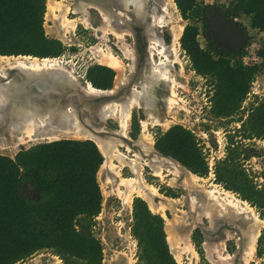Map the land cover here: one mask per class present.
I'll use <instances>...</instances> for the list:
<instances>
[{
	"label": "trees",
	"instance_id": "16d2710c",
	"mask_svg": "<svg viewBox=\"0 0 264 264\" xmlns=\"http://www.w3.org/2000/svg\"><path fill=\"white\" fill-rule=\"evenodd\" d=\"M46 1L0 0V55L47 58L64 52L63 42L47 34ZM229 1L228 13L248 17L250 26L264 35V0ZM175 2L188 21L181 46L192 68L212 79L211 111L218 118L232 116L249 92L253 77L264 68V40L255 52L256 59L245 64L242 56L246 50L220 51L209 38L206 12L210 4L204 0ZM240 26L252 41L247 28ZM200 32L207 41L205 48L198 40ZM114 76L115 71L102 64L90 65L86 72V78L100 89H110ZM240 121L243 138L264 139V98ZM235 143L231 135L226 157L216 162L215 182L257 207L264 217V187H257L238 162L240 152ZM155 148L193 173L208 176V161L190 128L173 124L158 131ZM103 161L92 139L61 138L38 142L14 156L0 153V264H13L40 250L52 251L64 264H103L102 242L91 231L102 209L97 174ZM27 184L36 189V197L26 194ZM132 215L139 264H177L167 241L164 217L152 212L139 196L133 200ZM260 238L263 241V235Z\"/></svg>",
	"mask_w": 264,
	"mask_h": 264
},
{
	"label": "rangeland",
	"instance_id": "374dc122",
	"mask_svg": "<svg viewBox=\"0 0 264 264\" xmlns=\"http://www.w3.org/2000/svg\"><path fill=\"white\" fill-rule=\"evenodd\" d=\"M47 1H46V13H45V28L47 34L52 37L62 38L64 40L68 39V37H72L73 41L76 42V44L73 46L74 48H71L70 50V53L73 54V56H69V55L66 56V58L64 59L67 60V62L64 61L65 68L64 66L61 65L62 68L74 74V77L78 79V81L82 85H87L90 81L83 74L85 65L102 64L100 63L99 60L102 53H109V52L113 53L116 57H118L120 60L123 61L124 67L122 74L123 75L125 74V76L128 77L127 80L128 83L126 82L125 87L120 89L119 91L120 95L124 94L128 90V88H130L131 85L134 84L133 80L136 81L137 78L139 77V74H141V73H137V71H140V68L142 67L146 59H143L141 62V57L139 56L141 63L140 68L135 72L130 71L133 59H130L131 56L128 54L127 48L136 49L137 46L134 45V40L130 38L128 34H124L122 35V37L115 34V32L112 31V27L110 26V23L107 21L109 20L111 15H112L111 18L116 19V21L120 23L122 22V19H125L124 18L125 11H123L119 3L116 1L110 3L113 6V7L110 6V9L108 6H106L107 8L105 7L106 11L108 12L107 14L108 19L105 18L106 17L105 15L103 17L102 14V17L100 16L101 18L100 20L98 16L94 12H92V21H91L90 7L86 4H83L84 2H82L81 0L75 1V6L77 5V8L81 6L82 9L84 10L83 11L84 13L82 12V9L74 8L75 13H81L80 16H75L71 14L70 12L71 9L70 11H68L69 6L71 5L70 3H72L71 0L68 1L57 0L58 2L57 5H59V7L55 10L50 8L48 9ZM148 1L149 0H147V4L149 8L150 4L148 3ZM166 1L169 2L168 5L169 13L166 12L167 10L163 9L164 8L163 4H165ZM208 1H209L208 4H210L212 7L214 6L217 10L222 12L225 10L227 17L229 19H232L237 23L245 26L247 28L248 35L252 38L251 40L255 42V48L258 49V47L264 40V35L261 31L254 29L250 26L248 17L243 16L242 14L238 16H234L233 13H228L229 8L231 7L229 0H208ZM149 2H156V0H150ZM158 3L160 4V6L158 7V9L160 10L157 9L156 13L158 15L157 17H159V20L162 15L164 19L170 20L169 26H167V28L166 27L162 29L160 28V30L163 33V34L161 33V35L164 36V39L167 42L171 34V30L169 28L170 25L176 26L182 24L184 25L185 28L188 21L182 17L175 0H159ZM70 7H72V5ZM64 8H67L65 13V17L67 18L66 19L67 21L65 20L63 23L62 22L63 16L62 17L60 16L61 15L60 9L63 10ZM149 11L151 12L150 8L148 9V15L150 14ZM126 14L128 15V17L131 18L134 17L130 14V12H126ZM95 15L97 17H95ZM85 18L86 19L88 18L90 22V23L82 22V24L87 26L86 27L87 29L84 28L81 24H78L77 25L78 27L76 29V36L73 35L74 32L73 28L76 27L78 21ZM138 20L136 22L142 25L141 26L142 28L144 26L142 30L145 33L146 40L150 39L151 33H149L150 32L149 28L152 25L150 23H152V21L153 22L155 21L147 17ZM133 21L134 20L132 19L130 22L133 23ZM141 22H143L144 24ZM161 23L164 24L163 21H160L159 25H162ZM126 25L127 22L123 23L121 25L123 26L122 29H126L125 27H128ZM156 31L157 32L159 31V27L158 28L156 27ZM108 32H112V33L108 35L107 34ZM244 35L246 36L247 34L244 33ZM198 40L201 46L205 48L207 41L202 32L199 33ZM135 42H136V38H135ZM152 43L153 44H149L151 45L149 50L150 52L152 51L151 53L154 59L159 62L161 59H164L162 55L159 53L160 47L156 42L152 41ZM147 46H148V41H147ZM175 50L178 54L177 57L179 61L177 62L178 64H175V69L173 71L179 74L178 80L180 81V84H177L175 87V91H176V96L174 97L175 101L171 103V105L168 103L167 98L171 93L170 88L168 85L166 86V84L164 83L159 84L156 87V92H155L157 94L156 99L158 100L153 101L152 103L153 109L151 110L150 113L147 114V112L145 111L146 109L145 110L141 109L140 111L144 113H142V115L140 116L139 111L137 109L138 106L134 105L133 107L134 109L132 108L128 122V136L130 135L129 138L131 139L132 142L133 140L137 141L139 139L142 130L141 121L144 116H147L148 119L146 134L153 141L154 146H155V134L158 131H166L173 124H182L183 126H186L195 132V134L197 135L200 141L205 156H207L209 159L212 156H215V158L216 156H218V160H220L226 157L229 151L228 149L229 138L231 135H234V140L237 141V143L235 144H238L239 146L238 152H240L238 162L247 172L249 177L252 178V180L254 181L257 187L259 188L264 187V139L258 137L243 138L244 133L239 129L241 127L240 119L245 118L247 116L250 108L254 104H256L257 100L264 98V68L253 77L250 83L249 92L247 93L245 99L241 103L239 109L232 116L225 118H218L211 111L212 101L210 96L213 93L212 79L209 77L206 78L198 74L192 68V62L189 56L187 55V53L185 52V50L182 48L180 39L176 45ZM7 56L9 57L11 56L13 58H19L20 60L26 61L27 63L34 62L35 60L42 63V61H44L43 59L45 58V57L39 58L36 56H29V55L28 56L0 55V73L2 67H5L6 65ZM47 58L49 62L55 61L50 59L49 57ZM15 61L16 60L14 59L11 60L12 63H14ZM243 62L246 64L249 61H243ZM181 64L183 65L182 73H180L179 71ZM109 67H111L115 71L113 86L111 87L114 88L116 79L118 78L121 72L112 66ZM136 73L138 75L134 79L135 77L134 74ZM11 75L12 76L17 75L19 77L24 76L23 72L19 71L18 69L12 70ZM52 75L53 76L45 74L44 76L45 78H47L46 76H48L49 79H54V77L56 76H57L56 78H58L59 76L56 75L55 72ZM45 78L42 77L41 79L38 80L36 79L37 81L36 80L33 81L44 83ZM59 79L60 78H58L57 82L56 81L52 82L53 87L55 86L54 87L55 89L58 88L61 89L62 93H68L67 92L68 90H66L65 92L64 91L65 89L62 88L61 84L58 83L60 81ZM3 81L5 80L0 77V82ZM131 81L133 82L132 84H130ZM254 91L257 92V94L254 93ZM27 95H28L27 96L28 99H32V100L37 99L34 98L33 94L27 93ZM21 97L23 98V95H21ZM22 98L21 100H19L20 103L22 102ZM80 106H82V104H80ZM9 107L10 105L8 106L7 103L6 109L8 110H6L5 113L8 115L3 113L2 116L1 115L2 113L0 114L1 116L0 119L2 118L4 119V120H0V153L2 154L14 156L22 148L25 149L33 144L43 141L56 140L61 138L90 139L82 135L79 136L74 134H63V133L49 135V136L45 134L44 135L39 134L37 132L34 134H30L29 121L20 118L19 121L22 120V122L20 121L21 125H19L21 128L19 126H16L15 128L16 130H15L9 124L10 120H12V118H15L12 116V112L11 109H9ZM120 121H121L120 112L117 111V113L113 117H110L108 119V121L106 122V126L111 129H118L120 128ZM120 149L124 154L130 157H134L133 155L136 152V147H133L132 148L133 150L130 152L127 151L126 148L124 147H120ZM137 150L139 151V148H137ZM116 168L120 169V174H116L114 173V171L112 170L110 171V169H106V167H102V166L98 171L97 179L100 183V188L103 195V203H102L101 212L95 217V222L91 226V231L102 242L103 253H104L103 264H139L140 262L138 258L139 248L137 245V240L133 236L132 232L131 234H129L127 233L128 230H126V228L120 227V223H118L119 219L117 220V211L122 206L121 200L124 202L127 201L126 198L121 194V191L125 190L124 188L125 186L124 184L122 185V183L120 182V178L135 177V174L128 167L120 168L119 166H116ZM214 177H215L214 174L210 173L208 174V176L202 177V180L198 184L201 185V187L203 188V192L217 191L223 193L224 195L222 194V198H225V202L229 204H230L229 200L232 199L231 201L232 204H230L232 208L227 207L226 209L227 211L224 214H222L219 211L217 213L218 216L215 215L214 216L215 218L213 217V219L210 220L211 218L207 217L202 210L197 211L194 208H192L191 205L192 202H190L191 201L190 199L188 200L182 198V196L187 192L186 189H183L182 187L177 185L170 184L169 179L171 178V175L169 173L165 172L162 177L157 176L154 174V171L150 168L149 165H144L143 178L147 185L155 187L156 191L163 196L174 197L181 199V201H183L182 205L178 207L179 209L177 210L176 214L177 217L180 218L184 223V225L183 224L179 225L181 226V229L183 226H186L187 230L185 232H180L181 229L180 230L176 229L175 231H172L170 233L171 234L170 236H168L169 234L165 230L167 233V241L169 240L168 241L169 246L171 243L172 244L174 243L173 246L175 245L174 247L175 249H177L176 250L177 252L175 254L173 253L174 257L176 258L177 264H264V217L261 215V210H259L255 206H252L247 200H245L247 204H249L248 207L251 208L249 209L252 212V213L249 212L250 219H253L254 216H256L258 220L261 219L259 220L261 222V227L259 230V236L257 238L258 240L254 245L255 247L252 253L244 255L245 254V252L243 253L244 250L243 248H245L244 234L242 232L243 231L242 228L240 227V225H238L239 222L235 220L236 216L234 215V212L236 210L238 211L240 206V204L238 206L234 205V203H236L235 198L237 200H243V201L244 199H242L237 193L224 188L222 184L215 182ZM183 178H184L183 176L180 178L179 180L180 183L182 182ZM24 190L26 191V194L30 197L37 196L36 189H34L31 185L28 184L25 185ZM165 190H167L170 194L167 195L165 193ZM227 191H229L230 195L227 194ZM136 196H138L136 192L133 195H131L132 197L131 201L134 200ZM161 215L165 218L163 214ZM165 215L168 217L174 216L173 213H171L168 210L165 212ZM179 233L182 234L181 235L182 238ZM185 233H188V240H187L188 243L183 238ZM261 235H263V241H261L262 239L260 238ZM225 237L227 239H225ZM224 241H226L225 245H224ZM134 243H136V245ZM260 249L262 251L261 255H259ZM13 264H64V263L62 259L58 255L54 254L52 251L40 250L33 253L29 257L19 260Z\"/></svg>",
	"mask_w": 264,
	"mask_h": 264
},
{
	"label": "bare ground",
	"instance_id": "6f19581e",
	"mask_svg": "<svg viewBox=\"0 0 264 264\" xmlns=\"http://www.w3.org/2000/svg\"><path fill=\"white\" fill-rule=\"evenodd\" d=\"M81 1L84 2L83 4L88 5L90 8L98 9L101 14H103V17L105 15V18H107L108 12L106 11L107 7L104 3H101L98 0ZM109 1L118 2L123 11H125V19H122L121 23L117 22L116 19L111 18L112 15L110 16L109 20H107L112 27V31L120 37H122V35L124 34H131L135 37V29H138L142 26L137 22L135 23V26H131V28L125 27L126 29H122L123 26L121 25L125 22H127V25H132V23L130 22L132 19L134 21H137L138 19H142L144 17H147L149 19L151 18V20L153 19L155 21H152V23H150L152 24L149 28V33H151V35L150 39L145 40L146 44L148 41V50L145 54V57L143 58L146 59V61L141 68L139 58L140 53L137 47L136 49L127 48L128 54L133 59V64H131V72H135L140 68V71H137V73H141L139 74V77L136 81L133 80L134 84H132L133 82L131 81V87L128 88V90L124 94L120 95L119 91L120 89L125 87V83L127 82L128 77H126L125 74H122L124 67L123 61L110 52L102 53L99 59L100 63L112 66L121 72L116 79L114 88L110 89L97 88L90 82L87 85H82L78 81V79L74 77V74L63 69L61 64L55 59H53L55 60L54 62H49L48 58H44V61H42V63L38 62L37 60L27 63L26 61L20 60L19 58L7 56L6 65L5 67H2L0 73V77L5 80L3 82H0V114L2 113V116L3 113L6 114L5 112L6 110H8L6 109L8 103V106L10 105L9 109H11L12 116L16 118V120L15 118H12V120H10L9 122L10 126L14 129L16 128V126L21 125L20 121L22 122V120L19 121L20 118L29 121L30 134H34L36 132L48 136L61 133L74 134L79 136L82 135L95 141L104 156V161L101 165L102 167H106V169H110V171L112 170L116 174H120V169H117L116 166H119L120 168L128 167L135 174V177L120 178V182L122 183V185H125V190L121 191V194L127 200L125 203L131 205V195L136 192L139 197H141L148 203L150 210L155 213H161L165 216V230L168 232V236H170V233L172 231L181 229V226L179 225H184L183 221L178 218L176 214L177 210L179 209L178 207L182 205L183 201L178 198L163 196L156 191L155 187L147 185L143 178L144 165H149L150 168L154 171V174L157 176L162 177L165 172L169 173L171 175V178L169 179L170 184L177 185L182 187L183 189H186L187 192L182 196V198L188 200L190 199V202H192V208L197 211L202 210L207 217L211 218L210 220H212L215 215L218 216L217 213L219 211L224 214L227 211V207L232 208V206L230 205L232 204V199L229 200V204L225 202V198H222L223 193L221 192H203V188L198 184L202 180V177L191 172L180 162L174 160L173 158L164 156L157 152L155 146L153 145V141L146 134L148 126L147 116H144L142 118V130L139 139L137 141L133 140L132 142L129 138L130 135L128 136V122L132 108L134 107V105H136L142 110L146 109L145 111L147 112V114L150 113L153 109V101L157 100V94L155 92L156 87L159 84L164 83L170 88L171 93L167 98L168 103L171 105V103L175 101V87L177 84H180V81L178 80L179 74L173 71L175 69V64H178L177 62L179 61L177 57L178 54L175 48L184 30V25H170L169 28L171 30V34L169 40L166 42L164 36L156 31V27H159V30L160 28H167V26H169L170 20L164 19V17H162L163 15L160 17V20L159 17L157 18L155 12L158 7L155 8L154 6V10L152 9L153 11H149L151 17H148L147 0ZM109 1L106 2L109 3ZM57 3V0H48V9H57L59 7ZM168 5L169 2L167 1L165 4H163V9L167 10L166 12H168ZM66 9L67 8H64L63 10L60 9V16H63V23L67 19L65 17ZM75 9H82V7L79 6L77 8L76 5ZM83 11L84 10L82 9V12ZM126 12H130V14L137 20L128 17ZM87 19L85 18L78 22L88 23L89 19ZM160 21H163L164 24L161 23L162 25H159ZM143 33V31H140L139 35H142ZM152 41L158 44V46L160 47L159 53L164 58L159 62L154 59L151 53L152 51L150 52L149 50V48L151 47V45L149 44H153ZM12 59L16 61L12 63ZM14 69H18L19 71L23 72L24 76H12L11 71ZM142 69H145L144 73ZM179 71L180 73L183 72L182 64L180 65ZM54 72L56 75H59L58 78H60L59 80L61 82L59 81L58 83L61 84V87L68 89L67 94L64 95V93L56 89H52V92L50 93L49 91L44 92L45 90L43 88H40L38 86V83L33 81L36 79H41L42 77L45 78V74L53 76L52 74ZM137 73L134 74V79L137 77ZM46 77L48 78V76ZM56 77H54L53 81L57 82V80L55 79ZM27 93L33 94L34 98H37L38 100L28 99L27 96L29 94L27 95ZM21 95H23V98L21 97ZM21 98L22 102L20 103L19 100H21ZM100 98H103V100L101 99L100 101ZM80 104H82V106H80ZM117 111L120 112V128H108L106 126V122L110 117H113L117 113ZM0 120L4 119L2 118ZM120 147L126 148V150L129 152L133 150V147H136V152L133 155L135 158L124 154L121 151ZM137 148H139L140 152L137 150ZM211 174H213V172H211ZM182 176L184 178L180 183L179 180ZM227 194L230 195L229 191H227ZM235 202L236 203H234V205L236 206L240 204L239 210H236L234 212V215L236 216L235 220L239 222L238 225H240L243 230L242 232L244 234L245 242L244 255L251 254L259 236V230L261 227V222L259 220L261 219L258 220L257 217L254 216V214V218L250 219L249 212L251 211L249 209L251 208L248 207L249 204H247L245 200H237L235 198ZM167 210L173 213L174 216H166L165 212ZM184 227L186 229V226ZM181 235L182 234H180V236ZM183 238L188 243V233H185ZM173 244L171 243L169 247L171 249V252L175 254L177 252V249H175V245L173 246Z\"/></svg>",
	"mask_w": 264,
	"mask_h": 264
},
{
	"label": "flooded vegetation",
	"instance_id": "af4514ba",
	"mask_svg": "<svg viewBox=\"0 0 264 264\" xmlns=\"http://www.w3.org/2000/svg\"><path fill=\"white\" fill-rule=\"evenodd\" d=\"M72 1V4L74 5H72L73 7V9L75 8V1H77V0H71ZM98 1H100L101 3H104L106 6H108L109 7V9H110V6H112V4H110V3H112V2H109V3H107V2H103L104 0H98ZM106 1H108V0H106ZM150 1V0H149ZM148 1V3L150 4V6H149V8H150V10H152L153 8H154V6H155V8H157V7H159L160 6V4H161V2H160V4L158 3L159 2V0H158V2H157V0H156V2H149ZM155 4V5H154ZM113 7V6H112ZM148 8V9H149ZM90 11H91V15H90V19H91V21H92V12H94L97 16H98V18L101 20V18H100V16L102 17V14H101V12H99V10L98 9H96V8H90ZM157 11V10H156ZM71 12V14H73V15H75V16H80L81 15V13H74L73 11H70ZM156 13V12H155ZM222 13H224L225 15H226V17H227V14H226V11L224 10L223 12L222 11H219V10H217L214 6L213 7H210L208 10H207V12H206V31H207V33H208V35H209V38L211 39V41L214 43V46L217 48V49H219L220 51H226V52H230V51H235V52H240V51H242L243 49L245 50V47H246V45L248 44V42H249V39H248V36H245L246 37V43L240 48V50H239V48L237 49V47H239V46H237V43L236 44H233V45H231V44H229L227 41L226 42H224V41H222L221 40V38H220V33H221V27H219V24H218V22H219V14H222ZM95 15V17H97ZM156 15H157V13H156ZM158 16V15H157ZM148 17H151L150 16V14L148 15ZM134 18V17H133ZM158 18V17H157ZM228 18V17H227ZM135 20H136V18H134ZM151 19V18H150ZM79 24H81L84 28H86L87 26H85L84 24H82L81 22H78ZM135 23H137L136 21H133V23H132V25H134L135 26ZM93 24H94V22H93ZM97 25V24H96ZM131 24H129V25H127L129 28H131V26H132ZM92 28V27H91ZM143 28H144V26H143ZM142 27H140V28H138V29H135L136 30V36L135 37H137L138 36V38L140 37V35H139V32L140 31H143L142 29H143ZM87 29V28H86ZM162 29V28H161ZM138 32V33H137ZM144 32V31H143ZM159 32V34H161L162 33V31L161 30H159L158 31ZM112 32H108L107 34L109 35V34H111ZM73 35H75L76 36V30H75V32H73ZM129 35V37L130 38H132L133 40H134V45L136 46V42H135V37L133 36V35H131V34H128ZM147 35V34H146ZM141 36H143L144 38H145V35H144V33L141 35ZM57 38V37H56ZM69 38H71V39H69ZM60 39V38H59ZM61 41H62V39H60ZM65 40H70V41H72V45H67L66 43H64L63 41V46H64V51H66V50H71V48H74L73 46L76 44V42H74L73 41V39H72V37H68V39H65ZM145 40H146V38H145ZM146 49L148 50V46H147V44H146ZM126 54V53H125ZM127 55V54H126ZM127 57V56H126ZM147 57V56H146ZM129 58V57H128ZM130 59H132V58H130ZM132 64H133V60H132ZM129 67H130V65H129ZM130 71H131V69H130ZM130 74V73H129ZM137 76V75H136ZM158 100V99H157ZM138 109V111H139V115L141 116L142 115V111H140L141 109H139V108H137ZM155 112H156V110H155Z\"/></svg>",
	"mask_w": 264,
	"mask_h": 264
},
{
	"label": "water",
	"instance_id": "95a60500",
	"mask_svg": "<svg viewBox=\"0 0 264 264\" xmlns=\"http://www.w3.org/2000/svg\"><path fill=\"white\" fill-rule=\"evenodd\" d=\"M103 2H106V0H104ZM218 24H219V27H221V33H220L221 40L224 42L227 41L231 45L237 43V46H239V47H237V49L239 48V50H240V48L246 43V37L244 35L243 28L240 26V24L237 23L236 21L232 20V19L227 18L224 14H219ZM135 38H136L137 49L139 50L141 60H143V58L147 52L145 38L143 36H140L139 38L137 36ZM56 80H58V79L56 78ZM44 81H45L44 83H42V82H36V83H38V86L40 88H43L45 90L44 92H48V91H49V93L52 92V89H55L54 88L55 86L53 87V84H52V82H54L53 79L45 78ZM64 89L63 90L65 92H66V90H68L66 88H64ZM56 90L61 92V89H59V88ZM65 94H67V93H64V95ZM101 99L103 100V98H100L99 100L101 101ZM157 152H159V151L157 150ZM159 153L164 155V156H167L161 152H159ZM169 157H171V156H169ZM171 158H173V157H171ZM173 159L178 161L175 158H173ZM178 162H180V161H178ZM183 166L185 168H187L185 165H183ZM188 170H190V169H188Z\"/></svg>",
	"mask_w": 264,
	"mask_h": 264
},
{
	"label": "built area",
	"instance_id": "2783aa9c",
	"mask_svg": "<svg viewBox=\"0 0 264 264\" xmlns=\"http://www.w3.org/2000/svg\"><path fill=\"white\" fill-rule=\"evenodd\" d=\"M204 2L205 3H209L208 0H204ZM70 4L73 5L72 3H70ZM70 6H69V10L68 11H70V9H71V11L74 12V9L72 8L74 5L72 7H70ZM78 24L79 23H77L76 24V27L73 29L74 32L77 29V27H78L77 25ZM60 39H62V38H60ZM69 39H71V38H69ZM62 41L64 43H66L67 45H69V46L73 44L72 41H70V40H64V39H62ZM245 50H246L247 53L244 56H242V60L243 61H249L248 63L253 62V60L256 59L255 52L257 50L255 48V42L253 40L250 41V42H248V44L245 47ZM67 55L73 56V54L70 53V50H66L61 55L56 56V57H50V59H52V60L55 59L57 62H59L65 68L64 63L67 62V60H64V59L66 58ZM90 65H92V64L85 65L84 72H83L84 76H86L87 69H88V67ZM254 93L257 94V92H255V91H254ZM206 159L208 161V165H209V168H210L209 174L211 172H213V174L215 176L214 168H215V165H216L215 163L218 161V156H216V158H215V156H212L210 159L206 156ZM121 204H122V206L117 211V220L119 219L118 223H120V227L126 228V230H128L127 233L131 234V232H132L131 228H132V222H133L132 209H131L130 206L125 207V204L123 203L122 200H121ZM134 244L136 245V243H134Z\"/></svg>",
	"mask_w": 264,
	"mask_h": 264
},
{
	"label": "crops",
	"instance_id": "0c3cea01",
	"mask_svg": "<svg viewBox=\"0 0 264 264\" xmlns=\"http://www.w3.org/2000/svg\"><path fill=\"white\" fill-rule=\"evenodd\" d=\"M101 151V150H100ZM125 186V185H124ZM123 203H125L124 201H123ZM132 203H133V200H132ZM128 203H125V205H126V207L127 206H130L131 207V209H132V207H133V204H131V205H127ZM148 204V203H147ZM160 214V213H159ZM165 219V218H164ZM165 222H166V220H165ZM164 228H165V226H164ZM187 230V228L185 229V227L183 226L182 227V229H181V232H185ZM167 234V233H166ZM229 236V235H228ZM225 239H227L226 237H225ZM229 239V238H228ZM258 240V239H257ZM205 242H207V241H205ZM204 242V243H205ZM225 243H226V241H224V245H225ZM244 249V248H243ZM243 253H244V250H243ZM173 254V253H172ZM243 256V255H242ZM176 259V258H175Z\"/></svg>",
	"mask_w": 264,
	"mask_h": 264
},
{
	"label": "clouds",
	"instance_id": "9594fccd",
	"mask_svg": "<svg viewBox=\"0 0 264 264\" xmlns=\"http://www.w3.org/2000/svg\"><path fill=\"white\" fill-rule=\"evenodd\" d=\"M91 83V82H90ZM92 84V83H91Z\"/></svg>",
	"mask_w": 264,
	"mask_h": 264
}]
</instances>
